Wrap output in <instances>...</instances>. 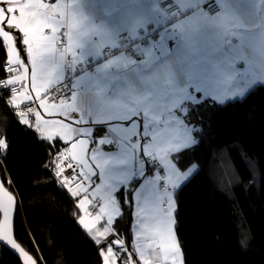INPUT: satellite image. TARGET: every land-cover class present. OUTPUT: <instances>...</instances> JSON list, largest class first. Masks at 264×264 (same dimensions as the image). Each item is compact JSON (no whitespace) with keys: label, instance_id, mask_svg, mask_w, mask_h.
Masks as SVG:
<instances>
[{"label":"crops","instance_id":"0c3cea01","mask_svg":"<svg viewBox=\"0 0 264 264\" xmlns=\"http://www.w3.org/2000/svg\"><path fill=\"white\" fill-rule=\"evenodd\" d=\"M176 1L183 11L176 18L157 8L155 0L0 4V36L8 61L19 67L11 79L23 89L18 104L42 96L62 81L66 55L84 67L73 74L72 102L40 101L32 129L45 140L59 137L65 142L61 149L72 152L77 174L87 181L79 190L83 194L78 224L99 243L109 240L121 213L116 193L144 171L137 146L128 141L134 129L121 122L125 116L146 110L156 118L188 98L189 87H201L204 80L235 98L264 85V0H215L222 12L214 17L204 10L211 0ZM150 26L159 39L142 47L139 32ZM60 29L65 30L63 53L55 49ZM122 32L130 36L131 47L104 58L103 50ZM132 53L140 56L137 63L147 61L152 67V90L133 91L119 82L123 70L130 67ZM109 142L115 150L105 147ZM141 192L133 195V260L153 264V254L146 250L142 219L146 204ZM109 248L103 249L104 262L115 264ZM156 253L159 259L154 264H166L159 248Z\"/></svg>","mask_w":264,"mask_h":264},{"label":"trees","instance_id":"16d2710c","mask_svg":"<svg viewBox=\"0 0 264 264\" xmlns=\"http://www.w3.org/2000/svg\"><path fill=\"white\" fill-rule=\"evenodd\" d=\"M6 62L7 47L0 36V79L5 77L2 66ZM250 93L255 94L243 105L210 110L211 134L195 153L206 167L175 197L183 264H264V180L258 174L250 189L235 186L237 173L248 180L242 152L257 160L264 173V85L253 86L245 96ZM5 96L0 90V145L5 136L9 141L6 154L0 150V176L13 181L15 238L31 254L41 256L45 264H105L103 249V259L98 261L97 249L89 242L91 236L75 223L82 212L83 192L65 191L47 167L63 144L58 142L50 154L52 140L38 142L36 131L23 124ZM253 109L256 120L250 122L247 114ZM224 149L227 152L219 151ZM214 150L216 160L210 162L209 152ZM130 182L135 183L133 179ZM130 182L123 192L116 193L121 213L112 225L111 237L103 242L111 243L115 264L118 259L119 264H134L136 258L132 241L135 192L129 196ZM242 240L247 241L243 247ZM0 264H17V256L2 245Z\"/></svg>","mask_w":264,"mask_h":264},{"label":"snow or ice","instance_id":"6c2138e0","mask_svg":"<svg viewBox=\"0 0 264 264\" xmlns=\"http://www.w3.org/2000/svg\"><path fill=\"white\" fill-rule=\"evenodd\" d=\"M131 55L133 59L130 61V67L123 70V79L119 82L133 91L152 90L155 87L154 83H149L152 67L147 61L137 63L140 61V56L135 53ZM188 92L190 94L188 98L181 100L178 105L171 107L166 113L156 118H152L146 110H133L121 121L126 129H134L128 141L137 146L138 155L144 161V171L133 177L135 183L131 185L130 182L128 194L131 197L132 192L142 189L140 194L146 204L142 218L146 222L147 229L145 233L146 250H151L154 258L152 259L153 264L159 259L156 253L157 248L163 253L166 264L169 258L170 264H183V250L176 234L177 203L175 197L195 175L206 167L203 159L195 158V153L211 134L213 112L210 110H223L235 104L243 105L251 95L255 94L250 93L242 99H236L235 95H223L220 88L214 86L210 80L202 81L201 87H189ZM147 98L151 100L152 96L149 95ZM247 119L250 122L256 120L254 109L249 111ZM18 123L21 121L18 120ZM37 138L38 142L44 140V137L37 136ZM58 142L65 143L59 137L54 138L50 144V154L51 149L55 148ZM8 147L9 141L5 136L2 138L0 150L6 154ZM105 147L115 150L116 145L109 142ZM219 151L227 152L226 149ZM216 156V150L210 151L209 161L215 162ZM226 158L230 161V154ZM241 159L247 165L248 180L245 181L237 173L238 180L235 186H245L250 189L255 185L258 174L264 180V173L260 171L259 162L247 152L241 153ZM47 167L51 171V168L55 167L54 161H48ZM73 172L72 167L64 170L65 175ZM12 188L11 178L0 176V245L10 248L12 254L17 256V264H45L41 256L31 254L15 238L14 218L17 212V198L10 191ZM146 191L147 194H145ZM121 192H123V186H121ZM75 223L79 221L75 220ZM89 242L97 249L98 261L103 259L101 249L112 247L111 243L97 244L91 237H89ZM246 243L247 241L242 240L241 246H245ZM115 250L119 251V248L116 247ZM117 264H119V259Z\"/></svg>","mask_w":264,"mask_h":264},{"label":"built area","instance_id":"2783aa9c","mask_svg":"<svg viewBox=\"0 0 264 264\" xmlns=\"http://www.w3.org/2000/svg\"><path fill=\"white\" fill-rule=\"evenodd\" d=\"M157 8L162 10L167 16L180 17L183 13L180 5L176 0H155ZM205 13L209 17L217 16L222 12L221 5L211 0L204 7ZM140 45L146 47L150 45L151 41H157L159 35L153 32V27L148 29H142L139 32ZM131 44L130 36L126 32L120 33L112 46L106 47L102 55L107 57L115 52L128 49ZM55 49L58 52L65 51V30L60 29L56 33ZM131 51V48H130ZM67 67L64 70V76L62 81L56 86L52 87L48 92L40 97L33 98L31 101H26L23 104H18V100L23 93L22 85L20 82L11 79L13 74L19 69L17 64L6 62L3 64V70L5 77L0 79V90L3 91L6 103L15 109L16 113L20 116L24 125L32 127L34 112L39 106L40 101H45L48 104H52L56 101H65L67 103L72 102L73 88V74L77 70H82L84 67L82 64H74L69 55H66ZM55 163V167L51 168V173H55L56 180L62 185L67 192L76 193L87 182L82 176L77 174L76 164L72 161L68 152L64 149L57 152L51 159ZM68 167H72L74 172L67 175L64 174V170Z\"/></svg>","mask_w":264,"mask_h":264},{"label":"water","instance_id":"95a60500","mask_svg":"<svg viewBox=\"0 0 264 264\" xmlns=\"http://www.w3.org/2000/svg\"><path fill=\"white\" fill-rule=\"evenodd\" d=\"M20 1H22V0H0V4H6V3H17V2H20ZM70 155H72V152H70ZM72 157V156H71ZM83 165V164H82ZM84 166V165H83ZM15 219V218H14ZM3 247H5V248H7L9 251H11L10 250V248H8L7 246H3ZM12 252V251H11Z\"/></svg>","mask_w":264,"mask_h":264},{"label":"rangeland","instance_id":"374dc122","mask_svg":"<svg viewBox=\"0 0 264 264\" xmlns=\"http://www.w3.org/2000/svg\"><path fill=\"white\" fill-rule=\"evenodd\" d=\"M1 37H3L2 35H1ZM62 150V149H61ZM60 150V151H61ZM109 250L111 251L112 250V248H109ZM105 256L107 257V254H105ZM108 260V259H107ZM107 260H105V264H110V263H108L109 262V260L107 261Z\"/></svg>","mask_w":264,"mask_h":264}]
</instances>
